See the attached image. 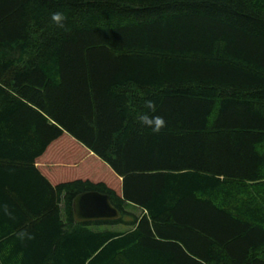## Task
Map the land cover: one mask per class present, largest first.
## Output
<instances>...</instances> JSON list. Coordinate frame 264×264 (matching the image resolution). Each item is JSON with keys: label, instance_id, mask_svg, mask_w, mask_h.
I'll return each instance as SVG.
<instances>
[{"label": "trees", "instance_id": "obj_1", "mask_svg": "<svg viewBox=\"0 0 264 264\" xmlns=\"http://www.w3.org/2000/svg\"><path fill=\"white\" fill-rule=\"evenodd\" d=\"M0 264H264V0H0Z\"/></svg>", "mask_w": 264, "mask_h": 264}, {"label": "water", "instance_id": "obj_2", "mask_svg": "<svg viewBox=\"0 0 264 264\" xmlns=\"http://www.w3.org/2000/svg\"><path fill=\"white\" fill-rule=\"evenodd\" d=\"M73 213L76 221L117 220L119 211L113 207L108 195L90 191L78 195L73 202Z\"/></svg>", "mask_w": 264, "mask_h": 264}, {"label": "clouds", "instance_id": "obj_3", "mask_svg": "<svg viewBox=\"0 0 264 264\" xmlns=\"http://www.w3.org/2000/svg\"><path fill=\"white\" fill-rule=\"evenodd\" d=\"M50 20L60 29H66L67 27L68 17L63 11L52 12ZM156 112V103L152 100H148L145 102V111L141 113L138 118L144 127L151 129L153 134L158 135L167 127V121L162 116L157 115ZM6 207L5 205V208ZM17 236L21 241H31L35 239L34 235L27 231H20Z\"/></svg>", "mask_w": 264, "mask_h": 264}, {"label": "rangeland", "instance_id": "obj_4", "mask_svg": "<svg viewBox=\"0 0 264 264\" xmlns=\"http://www.w3.org/2000/svg\"><path fill=\"white\" fill-rule=\"evenodd\" d=\"M90 157H94V156H92V154H91L88 150H86V156H85V159L87 160V159H89ZM77 165H78V167H79V166L81 165V163H78ZM116 229L124 230L125 228H124V227H121V226H118V227H116Z\"/></svg>", "mask_w": 264, "mask_h": 264}]
</instances>
